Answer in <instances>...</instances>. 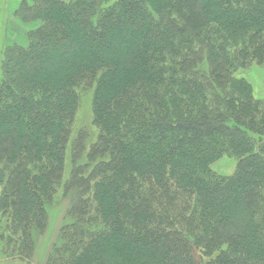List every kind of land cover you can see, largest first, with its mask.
I'll return each mask as SVG.
<instances>
[{"label": "trees", "instance_id": "obj_1", "mask_svg": "<svg viewBox=\"0 0 264 264\" xmlns=\"http://www.w3.org/2000/svg\"><path fill=\"white\" fill-rule=\"evenodd\" d=\"M15 16L31 27L0 77V257L37 263L66 203L43 264H264V98L237 76L264 66V0H21ZM85 90L96 135L72 138Z\"/></svg>", "mask_w": 264, "mask_h": 264}, {"label": "rangeland", "instance_id": "obj_2", "mask_svg": "<svg viewBox=\"0 0 264 264\" xmlns=\"http://www.w3.org/2000/svg\"><path fill=\"white\" fill-rule=\"evenodd\" d=\"M21 0H0V77H2L4 52L8 45L13 42L25 43L26 33L31 27L29 24L23 23L15 16V11L18 8ZM238 77H245L249 80L254 88V94L257 98H264V66L254 64L249 68L241 69L237 73ZM79 108L77 110L73 134L74 138L77 133L85 128L92 132V136L96 135V128L92 125L93 120V98L92 90H85L80 95ZM236 159L224 156L220 160L212 164V168L217 172L225 175H231L236 169ZM66 203L62 206L55 207L50 217V233L40 240L38 245L35 261L37 264H43L47 256L48 249L52 242V237L56 233V229L61 223L63 214L66 210ZM49 232V231H48ZM39 261V262H38Z\"/></svg>", "mask_w": 264, "mask_h": 264}, {"label": "crops", "instance_id": "obj_3", "mask_svg": "<svg viewBox=\"0 0 264 264\" xmlns=\"http://www.w3.org/2000/svg\"><path fill=\"white\" fill-rule=\"evenodd\" d=\"M0 264H28V263L21 260L0 257ZM33 264H37V263H33Z\"/></svg>", "mask_w": 264, "mask_h": 264}]
</instances>
